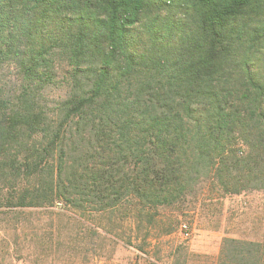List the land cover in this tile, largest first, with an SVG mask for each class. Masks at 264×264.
Wrapping results in <instances>:
<instances>
[{
  "label": "trees",
  "instance_id": "trees-1",
  "mask_svg": "<svg viewBox=\"0 0 264 264\" xmlns=\"http://www.w3.org/2000/svg\"><path fill=\"white\" fill-rule=\"evenodd\" d=\"M209 179L264 189V0H0V206L138 226Z\"/></svg>",
  "mask_w": 264,
  "mask_h": 264
},
{
  "label": "rangeland",
  "instance_id": "rangeland-1",
  "mask_svg": "<svg viewBox=\"0 0 264 264\" xmlns=\"http://www.w3.org/2000/svg\"><path fill=\"white\" fill-rule=\"evenodd\" d=\"M12 211L0 206V264H218L223 238L264 234V189L223 194L210 179L138 226L62 203Z\"/></svg>",
  "mask_w": 264,
  "mask_h": 264
},
{
  "label": "built area",
  "instance_id": "built-area-1",
  "mask_svg": "<svg viewBox=\"0 0 264 264\" xmlns=\"http://www.w3.org/2000/svg\"><path fill=\"white\" fill-rule=\"evenodd\" d=\"M181 230L183 231L184 234H187L188 233V227L186 224H182L181 225Z\"/></svg>",
  "mask_w": 264,
  "mask_h": 264
}]
</instances>
